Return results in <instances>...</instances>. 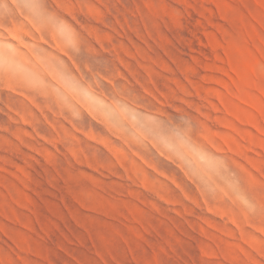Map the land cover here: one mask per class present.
<instances>
[{
	"label": "rangeland",
	"instance_id": "rangeland-1",
	"mask_svg": "<svg viewBox=\"0 0 264 264\" xmlns=\"http://www.w3.org/2000/svg\"><path fill=\"white\" fill-rule=\"evenodd\" d=\"M0 264H264V0H0Z\"/></svg>",
	"mask_w": 264,
	"mask_h": 264
}]
</instances>
